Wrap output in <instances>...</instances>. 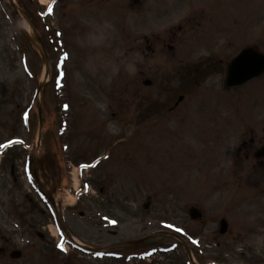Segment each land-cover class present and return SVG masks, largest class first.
<instances>
[{"label":"rangeland","instance_id":"rangeland-1","mask_svg":"<svg viewBox=\"0 0 264 264\" xmlns=\"http://www.w3.org/2000/svg\"><path fill=\"white\" fill-rule=\"evenodd\" d=\"M15 1L37 25L50 75L27 41V23L2 0L0 148L21 137L39 157L48 148L63 166L73 159L77 170L62 169L65 191L57 193L70 233L95 247L166 230L183 237L198 263L264 264V162L243 147L264 132V77L228 92L218 74L188 87L211 58L228 63L246 47L264 53V0ZM181 95L193 115L184 122L186 114L165 108ZM97 157L101 163L87 168ZM12 163L9 154L3 174ZM26 195L21 186L0 192V249L7 247L0 264H123L68 246L65 253L55 244L64 234L54 215L35 201L29 209ZM155 243L174 249L145 264H190L172 236L136 251ZM13 251L22 257L11 259Z\"/></svg>","mask_w":264,"mask_h":264},{"label":"flooded vegetation","instance_id":"flooded-vegetation-1","mask_svg":"<svg viewBox=\"0 0 264 264\" xmlns=\"http://www.w3.org/2000/svg\"><path fill=\"white\" fill-rule=\"evenodd\" d=\"M136 3H140V0H136ZM226 43V42H224ZM230 42H227L229 44ZM151 49V48H150ZM170 50L173 51L174 47H170ZM227 70V64L224 63L222 59L219 60L218 64L215 63L213 58L210 59V62H207V66L202 68L201 74L202 77H215V74H218V76L222 77V83L218 85V87H226L225 85V75ZM144 74V73H143ZM196 76L193 77V79ZM150 86H152L153 80L148 81ZM199 79L196 78L193 83L189 84L188 87H199ZM203 87L208 85L202 84ZM210 87H216V85ZM236 87V86H235ZM183 96V95H181ZM180 97V96H179ZM185 101V97L183 96V99L175 102L173 106H166L165 108L168 109V113H173L174 115H181L182 113L186 114L183 116L182 122H184L187 118L192 117V110L189 107V104L185 107L183 106V103ZM174 102V101H173ZM163 103H160V106L157 107H163ZM193 109V106H191ZM156 107L153 106L150 108L146 113L148 114L151 111L155 112ZM198 108H195V110ZM181 110V111H180ZM187 110H191V114L187 113ZM244 149H246L249 154L253 153L254 158L257 159V163L264 162V132L263 133H255V135L250 139L249 143L245 142L243 144ZM48 148H44L41 155L42 157H37L36 159L33 158L34 151L33 149H29L26 146H21L15 149H12L9 153L4 154L2 157L0 154V192L6 195V190L9 188H17L20 187L23 189L25 186L33 185L32 190L30 191L32 195L36 192L38 195L33 197L32 195H26V199L28 198V208L31 207L32 201H35L40 207H43L45 211H48L49 203L47 199L41 195L40 191H38L39 183L33 179L34 173L39 176L40 182L42 184V188L47 192V195L58 193L61 187L62 182V170L60 169V166L55 164L54 161L50 159V155L47 152ZM8 154L12 155V161L13 163L10 165V174L6 175L2 173V161L3 158L6 159ZM39 156V155H38ZM247 157H249L247 155ZM39 170V171H38ZM38 171V172H37ZM1 177H9L11 179V184H7L5 186L2 185V181L4 179H1ZM28 177H30V181H28ZM35 178V177H34ZM6 182V181H5ZM34 187L36 188V191H34ZM30 209V208H29ZM136 247V248H135ZM134 249H123L121 252H118V250L110 252L106 256L105 262H122L123 264H145V260L141 257L140 252H144V250L136 251L139 246H135ZM7 247L3 249L2 253H6ZM105 257V255H102ZM153 256H151L150 260ZM100 262L103 261L102 258L99 260Z\"/></svg>","mask_w":264,"mask_h":264},{"label":"water","instance_id":"water-1","mask_svg":"<svg viewBox=\"0 0 264 264\" xmlns=\"http://www.w3.org/2000/svg\"><path fill=\"white\" fill-rule=\"evenodd\" d=\"M10 1L14 9L19 11L20 14L23 16V18L29 24L31 31H32V35L27 33L28 37L31 40V42L37 46L42 56V59L46 65L45 76L48 77L49 59H48V54L45 49V45L43 43L42 38L40 34L38 33L32 20L30 19V17L24 11L20 10L19 7L13 2V0H10ZM263 73H264V54L256 51L255 49H246L241 55H239L236 59H234L229 64L228 83L230 84V82L233 80V81H236L238 84H241L253 77L260 76ZM43 88H44V83L42 82L40 84L38 93H40L43 90ZM37 107H38L39 113H41V105H40L39 99H37ZM40 128L42 129V126H40ZM191 216L193 219L201 218V214L198 212V210H195V209L191 212ZM227 229H228L227 222L225 220H222L220 232L223 234L227 231ZM20 255L21 254L19 252H16L15 254H13V257L19 258Z\"/></svg>","mask_w":264,"mask_h":264},{"label":"bare ground","instance_id":"bare-ground-1","mask_svg":"<svg viewBox=\"0 0 264 264\" xmlns=\"http://www.w3.org/2000/svg\"><path fill=\"white\" fill-rule=\"evenodd\" d=\"M26 29H27V31H29V27H28V26L26 27ZM171 153H172L171 151L168 152V156H169V157L171 156ZM76 181H78V180H76ZM77 183H78V182H77Z\"/></svg>","mask_w":264,"mask_h":264},{"label":"snow or ice","instance_id":"snow-or-ice-1","mask_svg":"<svg viewBox=\"0 0 264 264\" xmlns=\"http://www.w3.org/2000/svg\"><path fill=\"white\" fill-rule=\"evenodd\" d=\"M65 56L67 57V54H65ZM61 247H63V246H61Z\"/></svg>","mask_w":264,"mask_h":264}]
</instances>
